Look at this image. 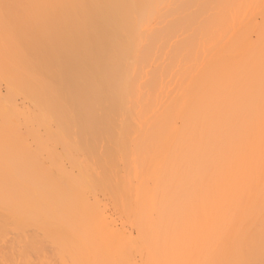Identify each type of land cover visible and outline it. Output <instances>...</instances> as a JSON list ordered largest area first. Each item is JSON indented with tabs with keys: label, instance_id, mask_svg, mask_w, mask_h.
I'll return each instance as SVG.
<instances>
[{
	"label": "bare ground",
	"instance_id": "obj_1",
	"mask_svg": "<svg viewBox=\"0 0 264 264\" xmlns=\"http://www.w3.org/2000/svg\"><path fill=\"white\" fill-rule=\"evenodd\" d=\"M166 1L164 0V2H166ZM228 1L232 2V0L231 1L228 0ZM244 1L246 2V0H244ZM244 1H243V3H245ZM259 1H258V3H259ZM161 2H162V0H0V4L2 5L0 7V30H2V31H0V33H1L0 37L2 39L1 38L0 39H1V42L4 39L6 42L8 41L9 44H7V46H10L8 48L13 49V51L10 49H8V50H10L11 54L13 53L12 56L15 60L14 61L15 63L13 62V65H15V66L12 68V71L16 67H17V69H15V70L20 71V74H19V72L14 74L16 71L12 72L13 76H15V79L18 76V80H16L17 83L24 79L23 82H19V83L28 84V87H27V85L25 86V84L24 85L22 84L23 86L18 84L19 87L18 86L16 87V85H15V89H16L15 92L16 93L19 92L18 94H20V93L23 94L22 96H25V94H26V96L28 98L25 97V99L27 98L26 100H30L29 101L30 104H31V102L32 103L35 102L36 104L35 103L34 104L37 105V107L40 109V111H38V108L33 104V106L35 107V108H33V110L37 108L36 109L38 111L37 114H39L41 112L40 118L38 117L39 115L37 116L38 117L37 118L36 113H33L32 111H29V112H32V116L35 114L33 117L30 116L31 113L30 114L28 113L29 116L31 117V119L36 117L35 120L34 119L33 120L35 122H37V124H35V122L33 123L32 120L29 123L30 119L28 120V117H29V116H27L28 114L25 115L24 113H22L23 112L22 109H21L22 112L20 110H17L18 107H17V109H15V111H17V113H18V115H16V117H19V115L21 117V115L24 114L23 116L24 117L26 116V118H23V116L21 118L23 119L24 122L27 119L26 123L31 127H33V126L30 124L33 123V124H35L34 126L39 125V127H40V125L41 126L43 125L42 128H46V126L44 127V125L47 124V127H49L50 123L52 122L56 127H58L55 130L57 132L56 134L59 137V139H60V136L63 135L64 138L61 137L62 142H63V139L71 137L70 140H68L69 139L68 138V139H65L66 141H64V142L66 144H67V141L69 143L73 142L72 144H74V143L75 144L77 143V145L80 144L82 147L90 149V152L92 149L95 150L94 153L92 152L91 154H95L97 147L99 150L101 143H102V145L104 143L108 144L109 146L106 147L108 149H106V150L104 149L105 153L100 151L101 155L104 154L101 157L104 161L105 166L100 169V171L101 170L102 171L101 172L99 171L100 172L99 175L106 173L107 176L109 178H111V181H113V182H116V181H114L112 177L115 174L117 175V173H118L119 178L116 175H115V177L117 179H121L120 178L121 175L119 173L120 169L123 171L122 172L123 174L125 173L124 170H126V173L129 170V173H127L126 176H125V174L124 175L122 174V180H124V178H125V182H127V183L124 184V183L118 182L119 184L126 186V185H128V182L130 180L129 179L130 176H132V174H133V171L131 172L130 170L135 168L134 169L135 173L133 174V176H135L134 177L135 179L137 176V179H138L139 177H141L142 174H143L142 178L145 176L146 167L150 168V169L147 168L150 170V173L147 172V173H149V175L148 176L146 175L147 178L144 177V179L146 178L145 181L142 178H139L138 180L136 179V181H135L138 184L139 180H143L145 182V184H147L146 181H147V179H149V180H151V182L150 181H148V182H150L149 184H151V187H152V188L150 187L151 189L150 188L148 189L149 186L146 187L147 185H145L144 182L141 181L140 183H141V188H142L143 192H142V194L140 192H138V193H140L141 196L138 193L136 194L137 195L136 200H137L138 207L140 208L139 209L140 211L138 210V207L135 210V211H137V212H135V213H137V214H135V216L137 215V216H139V218L136 216L138 222L134 220L135 222H137V224L135 223L134 226L137 225V228L141 227L140 232L139 231L137 232L138 236H136V237L141 238V241H143L147 235L146 233L148 232V234L151 236V241L155 247V251H154L153 255L150 253L151 249L148 248V250H150V251H147V253L149 252L150 256L152 255V257L150 258V256L146 253L148 256L144 255L145 259L147 256L148 257L147 259L150 258L149 260H152V261H153V259L155 260L158 258H161L162 260H169L170 261L171 256L173 254H177L178 262L180 261L181 258H183L184 260L183 259L182 260L185 262V264H190L189 259H191L192 262L194 261L193 262L194 264L195 263L196 264H246V263L248 264L249 259H252V258L256 259L259 257L258 254H261L260 242H259L260 245L254 244L252 246L251 255L247 256V258H249V259L246 260L245 257H240V253H239L240 248L233 246L231 244H228L225 241V237H226V233L228 231H230L231 229L232 230L234 229L235 230L234 232H237V235H247V233H249V235H252V233H253L252 228H248V230H247V229H245L244 225L242 226V224L246 220H248L252 214H254L253 211H251V210L255 209L254 211H256V209H260L259 207H264V22L262 23V25L254 27L253 29H245L244 28L245 30H243V28H242V31H244V32L242 33L243 36L241 35L242 37L239 35L241 37V39L236 38L239 40L235 39L236 41L233 42V40H234L233 39L234 37H233L232 38V45L230 46L231 42L228 45L231 47L229 50L230 56L228 55L229 56L228 59L225 58V55H226L225 54L223 57L224 60L222 58L220 59L221 60V64H220V61H218V58H217L218 55H215L214 56L216 58L215 60H217V62H219L218 63L219 65L216 66L215 64H213V66H211L210 69L208 68L209 70L207 72L205 71V69H206L205 68L204 69L205 72L202 73L203 75L200 74V76L202 75L201 78H199L200 76H198V77L195 76V79L197 77L198 80L196 79L197 81L195 83L193 82L194 84L191 81V84H193V86L190 85L189 90H188V88H186L188 90V93H185V90H184V92H183L184 96L182 95L183 98L180 97V100L182 99L181 102H180V100H178L180 102V105L178 104V106H177V104H175L177 106V107H175V105L173 104V102L170 99V97L171 98H174V97H172V95H171L168 99H166V96L163 92V96H165V100L166 101L170 100L172 102V103L166 102V104L167 105L169 104V106H171L172 104L174 105L172 107L173 110L171 111V108L166 109V107H165V110H170L171 112L169 113V111H168V114L163 116V117H160L161 116L160 112H159V114H158V111L156 112L158 114V117L162 119V120L160 119L161 120L160 124H159V122H160L159 119L156 120L157 116L155 115L156 116L155 117L154 114H152L156 118V119L155 118L154 119L157 122V125L158 126L160 125L159 126L160 130L158 132H156V130L158 128L157 125H155L157 127L156 130H155V128H153L155 126L152 127L154 130L151 127H149L150 124L152 126L155 123V122L149 121V122H151L148 125L149 128L148 129L146 128L147 131L148 130L149 131L148 132L146 131V132L148 134V137L150 136V134L153 135L152 139H151L153 142L148 137H143V136L139 137V135H138V139L140 138L139 140H137L139 142L138 143L139 145L136 142H134L139 146V147H137L136 145L134 146V143L131 139H128V137H129L128 131L134 129V128H132V124H131V122L133 121L132 119H134V117L133 118L131 117V116H133V115H131V113L134 112V110H136L134 108L135 106L131 105V104L135 100H137V98L135 96L138 93V92H135V90H134L135 84L133 83L132 77H133L134 73L136 72L135 71V69L137 68L136 66L139 65V64L136 65V63L138 62L137 58L139 57V59H141L142 58V57L140 58V56H142L141 54L145 51L147 53V50L143 49L144 41H143V37H142V29L145 30L144 26L148 27L147 23L149 22L148 24H150L151 20L152 19L155 20L156 16H157V18H159L158 16L161 13V9H162L160 7L163 4V2L162 3ZM219 2H222V1H218L217 3H219ZM236 2H238V1L236 0L235 3ZM251 2H250L251 5L252 4L255 6L259 5L256 0H255V3H253V0ZM192 3H194V2H192ZM204 3H205V1H204ZM235 3H233V4L235 5ZM238 3L242 4V2H238ZM238 3L235 6H233V5L232 6L236 7V6H238ZM224 4H225V2H224ZM227 4L229 5L228 2H227ZM245 4L247 5V3H245ZM221 5H223V3ZM244 5L243 6L239 5L238 8L245 11L246 5L245 6ZM190 6H191V4H190ZM240 6H241V8H240ZM248 6H249V2H248ZM255 6H254L253 11L255 10ZM157 7L160 8V10ZM168 7H169V5H168ZM233 7H232L231 11L234 10ZM243 7L245 9H243ZM250 7L248 10L251 13V10L253 7H251V9H250ZM167 8H164V9L166 10ZM217 8H218V6H217ZM220 8H222V6ZM156 9H158L159 13H157L158 15L156 14L155 18H154L153 15H154ZM226 9L229 10L228 8H226ZM239 9H237V7H236L235 12L234 11L233 12L237 13V15H238V13L241 15L242 11ZM165 10H162V11H165ZM168 10H170V9L168 8ZM195 10H197V9H195ZM214 10L210 13H214V12L218 11V9H217V11L216 10L214 11ZM179 11H182V10H179ZM231 11H229V14H227L228 11L225 12L226 16L228 15V17H229ZM165 12H167V11H165ZM233 12H231V15H233ZM185 13H188V12H185ZM185 13L183 15H185ZM210 13H208V16ZM171 14H173V13H171ZM218 14L219 13L215 14V19H216V17H218V20H219L221 18V16L219 18ZM169 15H170V13H169ZM237 15L234 14L236 19H237ZM172 16H174V15L170 16L171 19L173 18ZM175 16H177V15L175 14ZM226 16L224 17L222 15V18L224 17V19L226 18V19H228V20L230 19V20L228 21L226 19L225 20L221 19L222 21L224 20L223 23L231 22L232 21L231 18H227ZM192 19L193 18H191V20ZM207 19H209V18H207ZM213 19H214V17H213ZM236 19L233 18L234 24H235ZM214 20L212 22H214ZM221 20H220V25H222V26H220V27L223 28L222 30H224V29L226 30L227 28H229L233 24V23L232 24L230 23L229 27L227 26V24L229 25V23L224 24L227 26V28H225L226 26H223V23ZM252 21L254 22V19ZM187 22H188V20L186 21V24H187ZM236 22H238V21L236 20ZM215 24H216V20H215ZM154 26L156 27L157 25H153V27ZM216 26L217 25H215L214 26L215 28H213L211 30L215 29V31H218ZM192 27H191V30H192ZM233 27L237 28L236 26H233ZM240 27H241V25H240ZM185 28H186V26H185ZM201 28L204 29L203 27H201ZM231 29H232V27H231ZM238 29H240V28H238ZM180 30H181V28H180ZM184 30H186V29H184ZM195 30L196 29H194V31ZM222 30H220V34L224 32ZM156 31H158V30H156ZM199 31H200V28H199ZM249 31H251V32L255 31L256 32V36H257L256 38L257 39L255 42H249L250 37L247 36V33ZM158 32H160V31H158ZM165 32H166V30H165ZM212 32H214V31H212ZM212 32H210L211 36H209V37L207 36L209 39L212 37L213 34H215V32L213 34H212ZM218 32H216V37H217ZM251 32H250V34H251ZM196 33L198 34V31ZM3 34H5L6 37ZM177 34H175V36H177ZM188 34H191V32ZM204 34L206 35V33H204ZM230 34H232V32H230ZM250 34H249V36H250ZM182 35H187V34L182 33ZM151 36L154 37V35H151ZM188 36L190 37V35H188ZM200 36H202V35H200ZM200 36L197 35V37H199V38H200ZM214 36L215 35H213V38H214ZM218 36H221V35H218ZM185 37H187V36H185ZM179 38H180V33H179L178 39ZM193 38H195V37H193ZM218 38L222 41V43H218L221 41L217 42ZM222 38L217 37L216 41L214 39V41L218 43L217 46L219 44L223 45V43H224L223 39L224 38L223 39ZM199 40L201 41V40H203V38L199 39ZM212 40L213 39H210V40L205 39L203 41H205V42L208 41L206 43V44H208V43L214 42ZM5 41H3L4 44H5ZM193 41H194V39H193ZM172 42L174 43V39ZM195 42H196V40H195ZM215 42H214V45H215ZM200 43L202 45V42H200ZM200 43H199V45H200ZM203 45H205V44H203ZM209 45L210 44L207 45L208 48L206 46H204V48L206 47V49H209ZM212 45L213 44H211V46ZM217 46H216V48H218V50L217 49L216 50L218 52L220 46L219 47H217ZM140 47H142V49ZM182 47H184V46H182ZM1 48H2V46H1ZM187 48H185V49H187ZM210 48H212V47H210ZM227 48H229V47H227ZM212 49L214 50V47ZM140 50H142V51L144 50V51L142 53H140L141 52ZM224 50H226V49H224ZM2 51L0 50V52H2ZM187 51H189V50H186L185 53H187ZM206 51L207 50H205L203 52L206 53ZM3 52L5 53L6 51H3ZM195 52H197V51H195ZM225 52H227V51H225ZM225 52L223 51V53H225ZM4 53H1L2 54L1 57L3 56V57L10 58V56L6 55V54L11 55L10 53H7V52H6V54H4ZM215 53H216V51H215ZM195 55H197V53ZM195 55H192V56H195ZM144 56L147 57L146 55H144ZM202 56H204L202 58V60L205 61V59H207V56L201 55L200 57H202ZM221 56H223V55H221ZM221 56H219V58ZM214 57H212V58H214ZM152 58L154 59V57H152ZM212 58H210V60ZM193 59H194V57H193ZM197 61H199V60H197ZM209 61L207 62V63H209V66H207V67H210V64H212L211 62L213 60L210 62ZM222 61H224V62L222 63ZM141 62H143V61L141 60L139 63H141ZM164 62H163V64L167 63V62L166 63H164ZM180 62H182V61H180ZM184 62H185V59H184ZM217 62L215 61L213 63L217 64ZM148 63H149V61H148ZM150 63H151V61H150ZM197 63L199 64V62H197ZM181 64H184V63H181ZM191 64L193 65L195 63L191 62ZM161 65H160V68H161ZM179 65H180V63H179ZM199 65H201V64H199ZM184 66L185 65H183V67ZM0 67H1L0 70H2V67L4 68V66H2V65ZM177 67H178V65H177ZM179 67L181 68V65ZM191 67H192V71L190 68H189L190 70L186 69V71L188 70V73H186V71H185L186 75L185 76L183 75L185 78L182 77V71L180 69L179 70L181 72V75L180 74H179L180 76L178 74L177 75L175 74V75L182 78V80H184V79L188 80L186 76L188 74H190L191 72H193V66H191ZM258 67L261 68L260 72L255 71L256 69H258ZM5 68H7V66H5ZM162 68H163V66H162ZM170 69H171L170 70V72H171L172 68H170ZM196 69H198V68H196ZM201 69H202V67H201ZM201 69H199L200 73H201ZM165 70H167V69H165ZM182 70L184 71V69H182ZM202 72H203V70H202ZM159 73H160V71H159ZM137 74H138V71H137ZM139 74H141V73H139ZM143 74H144V72H143ZM169 74L170 73H168L167 76L171 75V74L170 75ZM1 75H0V78L2 77ZM11 75H10V77H11ZM20 75H21V77L19 78ZM197 75H199V74H197ZM159 76H161V74H159ZM3 77H2V79H3ZM6 77H8V76H6ZM22 77H23V79H21ZM143 78H145V77H143ZM166 78H169V77H166ZM193 78H194V76H193ZM6 79L7 78H5L4 81H6L5 83L7 85V82H9L10 80L7 81ZM8 79H10V78H8ZM15 79H13V80H15ZM164 81L165 80H163V82ZM178 81L180 82L181 79ZM138 82H139V80H138ZM165 82H167V81H165ZM9 83H11V82H9ZM14 84H16V83H13L12 85H14ZM133 84H134V86H133ZM173 84H174V81H173ZM178 84L179 83L177 82V86H178ZM183 84H184V81H183ZM140 85H141V83H140ZM164 85H168V82H167V84H164ZM179 85L181 86L182 84L180 83ZM9 86L10 85L8 84L7 87H9ZM149 86H151V85H149ZM182 86H184V85H182ZM22 87H23V89H22ZM25 87L28 88V91H26L27 89H24ZM161 87L163 88V84L161 85ZM13 88L14 87H12V89ZM17 88L19 89V91ZM146 88H148L147 85H146ZM151 88H153V87L151 86ZM175 88H177V87H175ZM15 89H13V90H15ZM140 89H139V92H140ZM143 89H144V86H143ZM170 89H169V91H170ZM178 89H179V87L177 88V90L176 89H174V90L176 92H178ZM181 89H182V87H180V90ZM8 90H11V87ZM20 90H21V92H20ZM160 90H161V88H160ZM166 90H168V89H165L164 91H166ZM144 91H148V90H143V92H141V94L142 93L146 94V92H144ZM150 92H152V91H150ZM8 93H9L10 97L13 94H15L13 92H12L13 93L12 95L10 94V92H8ZM154 93H155V91H154ZM158 93H160V92H158ZM161 93H162V91H161ZM160 94H159V96H160ZM147 95H148V93H147ZM155 95H158V94H155ZM15 96H18V95H14V97ZM152 96H153V94H152ZM173 96H175V97L178 96V93H177V95L175 93ZM8 97L6 99H8ZM12 97H11V99H12ZM167 97H168V94H167ZM23 99H24V97H23ZM155 99L157 100V97L156 98L154 97L153 101ZM161 99H164V97H162ZM165 100H163V101L161 100V101L164 102ZM158 101H159V99L156 102H158ZM10 102L12 103V100L8 101V103H10ZM142 102H141V104H142ZM11 103H10L11 106H9L10 109H12V107L15 108L13 103L12 104ZM150 103H152V100ZM170 103H171V105H170ZM160 104L162 105V103H160ZM164 104L165 103H163V106H164ZM3 105H5V104H3ZM132 106H134V107H132ZM136 106H138L137 103H136ZM139 107H140V105H139ZM7 108H8V106H7ZM10 109H8V110H10ZM36 110H35V112H36ZM11 111L13 112V109ZM18 111L21 113H19ZM0 112H3V110ZM4 112H6V111H4ZM138 112H139V109H138ZM14 113L16 114V112H14ZM6 116L2 115V117H5V118H6ZM145 116H146L145 119L147 120V118H148V120H149V117H147V113ZM148 116H149V114H148ZM2 117H1V120H2ZM150 117H151V115H150ZM8 118L10 120V116ZM119 118L121 119L120 122H122V123L119 122V124H118L117 120L119 121L120 120ZM11 119H12V117H11ZM122 119H124V120L122 121ZM151 119H153V118H151ZM143 120L144 119H142L141 125H143V123H145V125H147L148 124L147 121L144 120L145 122H143ZM136 121L134 119V122H136ZM10 123H13L12 120H10V122H8V124H10ZM130 124H131V126H130ZM133 125H137V124H133ZM0 126H1L0 133H2V135H5L4 134L5 131L2 129V125H0ZM31 127L27 128V129H31ZM141 127H143V126H141ZM6 128H7V125H6ZM130 128H132V129H130ZM33 129L34 128H32L31 130L34 131ZM47 129H49V128H47ZM43 130H42V133H43ZM57 130H59V131H57ZM144 130H145V128H144ZM45 131H44V133H45ZM50 131H52V130H50ZM119 131H120V133H118ZM160 131H161V133H160ZM34 132H36V131H34ZM139 132L142 133L141 131H139ZM38 133H40V132H38ZM135 133H137V131ZM140 133H138V134H140ZM53 134L55 135V137H57L55 132ZM2 135L0 134V140H1L0 143H3L5 141V138L6 137L8 138V135L10 137V133L6 136H2ZM133 136L135 137V134ZM2 137H4L3 138L4 140H2ZM58 137H57V139H58ZM7 138H6V140H7ZM10 138L11 139L13 138L12 135ZM10 138H8V141L11 140ZM33 139H35V138H33ZM37 140H39V139H37ZM71 140H73V141H71ZM127 140H129V142ZM8 141H5V142L8 143ZM40 141H41V139H40ZM40 141H39V143H40ZM42 141H41L42 144L46 143L44 138L42 139ZM59 141H61V139ZM140 141L141 142L143 141V143H141ZM126 142H128L129 145H130V143L132 144V148H130V150L128 149L129 151L126 149V148H129V145L125 146L127 144ZM37 143L38 142H36V144ZM39 143H38V145L40 147L41 143L40 144ZM14 144H15V142H14ZM33 145H34V143H33ZM3 146H4V148H3ZM3 146L0 144V148L1 149L3 148L2 151L4 150L2 152L0 149V151H1L0 152V158H1L0 159V170L4 168L3 171L5 173L7 172L6 174L9 175V178L6 179L5 177H1L2 173L0 172L1 173L0 174V241L1 242L2 241L5 242L6 237L9 236L8 233H10V232H13L14 234H16V232H17L18 235L16 237H13L14 239L15 238L19 239L21 237L24 239V237H25L24 231L29 228L28 226H31V229H32V227H33L32 225H34L35 228L34 227L33 228L35 230L36 228L39 229L37 224L39 226H40V224H42L43 231L47 230L45 228H48V231H45V232L42 231L43 232L42 238H44L45 240L40 238L41 240L39 241L38 240L39 237L37 236V234H33L34 236L35 235L37 236V239H35L34 241L35 242L36 241L37 242L38 241L43 242V240H44V241H47L48 245H49L48 241H50L52 244V247L53 246L56 247V250H55V248L53 249L56 251V252L54 251L56 253V255L54 252H53L54 254L51 253V255H54L55 258L56 257L59 258L58 261L61 262L62 264H133L131 262L132 259L130 260V258H129L130 256L128 254H126V252H124L125 250L123 251V253L121 251H122V248L125 249L127 246L128 247L137 246L136 242L134 243V241L130 239L131 237L125 239V237L122 236L124 238V241H123L124 243H121L123 238L121 237V234H119L120 232L118 233L117 231H115L114 226H113L114 220H113V223H112V221L110 222V220L107 221L104 216L103 217L101 216L102 214L101 215L99 214L102 212H99L98 210L97 211L94 210V212H90L89 209H87V211H89V214H88V212L86 213V211H85L87 216H90V213H94V215L91 214L92 216H94L93 217L94 218L93 220H95L94 222L97 221L96 223H94L92 220L90 221V219H87V217L84 215L85 213L82 214L84 212V210L83 211L81 210L82 211L81 214H80V212H77V210L76 211L73 210V212L71 211L73 207H77L75 203L78 200L80 202V200L82 198H84L83 193L85 191H83L82 189H79V191H77L79 193L82 192L81 193L82 196L80 195L81 197L78 200H77L78 197H75L79 194V193L77 194V192H76V194H69V195L67 194L66 195V193L64 191L63 192L64 195H63L58 190L54 189L53 186L47 182V179L49 181V178L47 177L48 174H46L47 179L45 178L44 175L41 176V178L39 177L40 178L39 179L37 177V175L35 176L36 172L33 173L36 165L34 166L33 170H30L33 168L30 166V162H27V163L21 162L22 160H20V159L22 158V155H23L22 153L24 150H22V153L19 152V154H18V153H16L17 150L15 152V149L11 150V148H8L9 147L8 144L5 143ZM74 146H75L74 149H76V147L78 148V151L76 150L77 152L81 153L82 152L81 150L84 151V149H82L81 147H78L76 145H74ZM141 146H143V147H141ZM11 147H12V144H11ZM18 147H20V145H18ZM42 147L44 150L45 146L41 145V148ZM95 147H96V149H95ZM100 148H102V147H100ZM139 148H140V150L138 151L137 149H139ZM5 149L9 150V151L7 152V151H5ZM79 149H81V150H79ZM131 149L134 150V151L132 150L133 152H137L136 153L137 155L141 154L138 152H140V151L142 152V156L140 155L141 158L138 156L141 159L140 162H139V160L138 161L136 160L137 157H135V156H137V155L133 154ZM43 150L42 149L39 150L40 154H41V151H43ZM46 150H48V149H46ZM46 150H45V154L47 152ZM10 151L11 152L13 151V153H11ZM65 151H68V150L65 148ZM143 151H144V153L147 154V156H146V154L143 153ZM62 152H64V151L62 150ZM85 152H87L89 154V152L86 149H85ZM129 152H131L134 155V156L132 155V158L130 157L131 153L129 154ZM4 153H6V154H4ZM25 153H26V151H25ZM47 153L49 154V152H47ZM68 153H65V154H68ZM127 153L129 154V156ZM149 153L151 154V158L149 156ZM1 155H3V156H1ZM20 155H21V158H20ZM98 155H99L98 157H100V154H98ZM125 155L128 156V158L127 157L124 158ZM31 156H32V154H31ZM37 156L33 155L32 158H36ZM84 156H85V154H84ZM3 157H6V158H3ZM13 157H15V158H13ZM28 157H30V156H28ZM65 157H67V155ZM69 157L71 159V155ZM133 157L136 158L134 161L136 164H134V165H137V163H139L141 165L134 167V165H132L133 162H131L129 164V167H126L125 165L127 163H129L128 161H131L133 159ZM152 157H154V159ZM32 158H30V160H34ZM48 158H49V156H48ZM48 158L46 157L45 159L47 160ZM78 158L76 157L77 161H78ZM122 158H123V160H125V159L128 160V161H126L127 162L126 164H124L125 162L122 160ZM147 158H148V161H149V159L152 160V161L150 160V162H149L150 166L148 165V161L146 160ZM45 159H44V161H45ZM70 159L68 158L67 161L69 162ZM36 160H37V158L34 161H36ZM50 160H51V158L48 159V161H50ZM153 160L155 162L157 161L158 164H157V162L156 163L154 162L155 163L154 166L151 167L153 165ZM26 161H28V160H26ZM118 161H120V163H117ZM142 161L144 163H142ZM145 161H146V163H145ZM121 162H124L122 165L123 168L120 166V169H118L117 166H119L118 164H122ZM52 163L55 165V167H56V164H58V163H54V161ZM27 164H29V165H27ZM79 164H80V162H79ZM31 165H32V163H31ZM130 165H132V166H130ZM143 165L144 166L146 165L145 170H143L144 169ZM29 166H30V169L28 172L27 168H29ZM127 166H128V164H127ZM44 167L43 168L40 167L41 171L44 170ZM79 167L80 168H78L76 170H80L82 168L81 170L83 171V167L82 166H79ZM58 168H59V166H58ZM58 168H55V169H58ZM114 168L116 169V172L111 170ZM136 168H137V170H136ZM38 169H39V167H38ZM85 169L86 168L84 167V171H86ZM58 170H60V168ZM62 170H64L63 174L68 171V170L65 171V168ZM141 170L145 173H143ZM38 171H40V170H38ZM111 171L114 173L112 174ZM30 172H31V174H30ZM137 172L139 174H137ZM70 174H68V177ZM64 175H66V174H64ZM77 175H78V173L76 174V176ZM96 175H98V174H96ZM127 175H128V177H127ZM107 176L105 178L106 180L102 179V178H99V180L101 182H105V181H107V178H108ZM31 177L34 179L35 182L33 181V179ZM43 177H44V182L42 183ZM115 177H114V179H115ZM126 177H127L128 181H126ZM72 178H74V177H72ZM27 179L29 180V183H28ZM131 179L135 180V179H133V177ZM76 180H77V178H76ZM83 180H84V178H83ZM99 180L97 178V181L96 180L95 181H96V183L98 182L97 183L98 186L99 185L102 186V184H99V182H100ZM102 180H104V181H102ZM132 180H130V181H132ZM71 181L73 182L72 184L75 183V181H73V180H71ZM80 181H82V180L80 179ZM82 182L85 183V185H88V182H86V180H84ZM135 182H134V185L133 184L131 185V187H130L131 189L133 186L137 187V186H135L136 185ZM45 183H47V184H45ZM129 183L131 184V182H129ZM16 184H18V185H16ZM19 184H21V185H19ZM53 184H54V182H53ZM89 186H87V187H89ZM92 186H93V184L91 185V188L95 187V185L93 187ZM100 186H99V188H100ZM106 186L107 185L105 183V192L107 191V196H109L113 192H112V189L110 190L109 186H107V187ZM138 186H140V185L138 184ZM19 187H20V189H19ZM78 188H81L80 185ZM91 188L89 187V189H91ZM131 189H130V191H131ZM80 190H82V191H80ZM108 190L110 192H108ZM91 191L93 192V190H91ZM100 191H103V190L101 189ZM113 191L116 192L117 190L114 189ZM57 192H58V194H57ZM115 192H114V194L111 195L112 199H115L119 193V191H118V193H115ZM128 193H130V192H128ZM132 193H133V191H131L130 194H132ZM98 194H100V193H98ZM60 195H61V197L65 196L64 198H62L63 202H62V199L60 197H58ZM71 195L74 198H72ZM120 195H121V193H120ZM136 195H134V196H136ZM66 196H68V198ZM57 197H58V199H56ZM121 197L122 196H120V197L117 196L118 200ZM69 198H71L72 201L75 199V201L72 202L71 199H69ZM95 199H97V198H95ZM66 200H67V202H66ZM58 201H60V202H58ZM121 201H123V200H121ZM79 202H77V203H79ZM86 202H88V201L86 200ZM113 202L116 203L117 201L115 202V200H114ZM59 203H61V204H59ZM80 203H83V201ZM97 203H98V201H97ZM117 203H116V205H117ZM140 203L142 204V206ZM143 203H144V205L147 206V208L149 210L145 208L146 206H144V208H143ZM122 204H124V201ZM44 205H47V206L50 205L51 208L50 207L49 208L52 210H53L52 205L53 206L55 205L54 207L57 209L53 210V212L52 211L49 212L48 215H43V212L41 209H42V206H44ZM66 205H67V207H66ZM198 205L199 206L202 205V206L198 207ZM59 206H61V208H59ZM83 206H85V201H84V205H82L81 208H83ZM89 206L87 208H89ZM120 206H121V204H120ZM196 206L198 208H196ZM204 206L208 207L210 209L209 214L208 213L205 214V212L201 210L202 208H204ZM190 207L192 209L194 208L193 210L196 213H198V211H199L200 212L199 216L204 217L206 215L205 217H208V219L204 218V220H205V222H208V223H206L208 225H206L205 222L203 223L202 220H198V222H197V219H196V222L193 224L190 221V218L186 217L187 215L185 216L186 213L190 212V211L188 212V210H192ZM125 208H126V205H125ZM242 208H243V210L240 211V209H242ZM77 209H80V208H77ZM127 209H129V208L127 207ZM90 210H92V209H90ZM261 210H263V208ZM149 211H150V213H148ZM201 211L205 215L202 214ZM62 212H64V213L66 212V214H63L64 215L63 216ZM127 212H129V211H127ZM133 213H134V211H133ZM131 215H132V213H131ZM39 217H40V219H39ZM186 218H189V220ZM39 220H41V221H39ZM185 220H188V222L190 221L191 223L189 222V224H188V222H186ZM210 222H211V225H210ZM32 223H34V224H32ZM179 223H182V224H179ZM138 224H139V226H138ZM184 224H187L188 230L186 228H184V226H186ZM201 224L207 226V227H204V226L203 227L205 228V230H207V235L209 237L206 235V233H204L205 231L203 232L204 229H202L200 227ZM91 225L94 227L93 228L94 231L91 230L92 229ZM129 225H133V224H129ZM192 225L194 227H192ZM43 226H45V227L43 228ZM89 227H91V229ZM198 227L202 229V230L200 229L202 234L200 232L198 233V231H199ZM208 227H211V228H209L210 230L208 229ZM146 228H147V230H146ZM182 228L184 230H181ZM36 230H35V232H37ZM143 230H145V232L146 231L147 232L145 233ZM186 230L190 231V232H182V231H186ZM49 231L51 232V234L53 236L50 235ZM192 231H195V232H192ZM22 232H23V234H22ZM39 232H41V231L38 230V233ZM183 233H187V235L190 234V237H192L193 233H194L193 235H195V233H197L196 235L199 234L198 236L195 235L196 237L193 236L192 237L193 239H191V238H190L191 240L189 239L190 241L194 240V241H192L193 243L195 242L194 244H197V243L200 244L201 242H203V240L207 239L206 237H208V240H207L208 242L207 241H206V243L203 242V244H205V246L208 244L209 250H208V248L205 249V246L202 243H201L202 247H204L203 250H202L201 246H199L201 248L198 247V249H201V253L203 252V254H204L206 250L208 251V253L206 251V253L203 256H202V254L200 255V253L198 255V253H197L198 249L194 248L196 246H193L192 245L193 243L191 242L192 243L191 244L190 241L186 240L185 238H184V240H185L186 246L182 245V243H183V237L182 236L186 235V234H184L181 236V234H183ZM203 233L206 235V237ZM178 234L180 236V240L175 239V238H177ZM201 235H203V237H205L204 239H203V237H201L202 240L200 239ZM18 236H20V237H18ZM43 236H45L48 240ZM26 237H27V235H26ZM49 237L52 240H50ZM126 237H127V235H126ZM198 237H199V239H198ZM4 238H5V240H3ZM29 238L32 239V237H29ZM18 239H17V241L15 240L16 245H13L11 243L13 240L11 242L9 241L8 244L6 243L7 246L9 245V247H11L10 248L11 250L8 253H9L12 261L8 257H6L9 259V260L7 259L8 261L2 259L3 257H5L4 255H2V256H0V257H2L0 259L1 264H6V263H8V264H31V263H29V261L31 262V260L34 257L31 260L28 258L32 257V255H33V254H31L32 252L34 254H37V255H35V256H37V257H35L37 259L39 258L41 251H42V253H41L42 255H44L46 253V252L44 253V248H42V246H41L42 244L40 243L41 245H39V243L38 244L36 243L37 244L36 247L33 246L35 252L32 250V252L29 253L30 252L29 249H28L29 252H26L27 254L28 253L31 254V257H29V255L22 252L23 250L19 251L20 249L19 248L17 249L18 246H20V248L22 249L23 247H21V243H25L23 239L22 240L19 239V241H18ZM181 239H182V241H181ZM20 240L23 242H21ZM135 240H136V238H135ZM34 241L32 239V242H34ZM119 241H121L120 244H119ZM196 241H197V243H196ZM137 242L139 243L138 240H137ZM169 242H171V243H169ZM19 243H20V245H19ZM31 243H29V244H31ZM34 243H32V244H34ZM2 244H4V243L2 242ZM2 244L0 243V245H2ZM122 244H124V246L126 245V247L124 248ZM140 244H141V242H140ZM144 244H145V242H144ZM187 244H190V246ZM10 245L15 246V247H12ZM45 245H46V242H45ZM38 246H40L39 248H41V251H40V249L37 251ZM138 246H140V245H138ZM143 246H141V248L140 247H137V248L139 250L140 249L142 250ZM175 246H176V250H178V253L171 252V250L175 251ZM187 246H189L190 249L192 248L195 250H192V249L190 250L189 247L187 248ZM9 247H6V249ZM181 247H182V249L184 248L183 250H185V248H186V250L185 251L182 250V252H180ZM14 248L16 249L15 253L17 254V261H19V262L16 261V257H15L16 254L13 252L14 250H12ZM29 248H31V247H29ZM46 248H48V247H46ZM134 248H136V247H134ZM137 248H136V250H138ZM211 248H212V250H211ZM187 249H189L190 251ZM2 250L3 249L1 248L0 249V255L3 252ZM17 250L19 251V254H18ZM146 250L147 249H145V252H146ZM191 251L194 253V255H193V253H191ZM20 252H21V254H20ZM47 252L49 254V249ZM166 252H168L167 255H165ZM179 252H180V254H179ZM188 252H190V254H189L190 256H188V254H187V257H189V258L186 257V253H188ZM198 252H200V251H198ZM10 253H12V254L14 253L12 257H11ZM170 253L171 254L173 253V254L171 255ZM22 254H24V255H22ZM122 254H124L125 256ZM168 254H170V255H168ZM21 255H22V257H21ZM42 255L40 256V259H38V261H36V259H35V261H32V263H35V264H37L38 262H40V264L44 263V259H45L44 257H46V256L44 255V257H42ZM178 255H180L181 257ZM126 256H129V257H126ZM140 256H142V253L140 254ZM140 256H139V258H140ZM167 256L169 259H167ZM195 256H196V258H195ZM198 256H200L199 257L200 259L198 258V260H197ZM192 257L194 260L192 259ZM201 257L205 258L206 260L202 259ZM201 259L204 261H201ZM149 260H148L149 263L151 262L152 264H156L155 261L152 262ZM186 260H187V263H186ZM2 261H6V262H2ZM46 261H48V258L46 259ZM246 261H248V262H246ZM263 261H264V259L261 262H263ZM140 262H142V261H140ZM184 262L182 264H184ZM192 262H191V264H193ZM180 264H181V262H180ZM262 264H264V262Z\"/></svg>",
	"mask_w": 264,
	"mask_h": 264
},
{
	"label": "rangeland",
	"instance_id": "obj_2",
	"mask_svg": "<svg viewBox=\"0 0 264 264\" xmlns=\"http://www.w3.org/2000/svg\"><path fill=\"white\" fill-rule=\"evenodd\" d=\"M166 1V0H165ZM199 3H198V2ZM204 1H205V3H204ZM210 1V2H209ZM218 1H222V2H219V3H217ZM231 1V0H230ZM235 1L236 0H232V2L233 3H235ZM238 2H242V4L241 3H238V2H236L235 3V5L238 3V6H236L237 7V9H239L238 7H239V5H241V6H243L245 3H247V5H246V9L243 7V9H245V11L244 10H241V9H239V10H241L242 11V13H241V15L238 13V15H237V13H234L235 12V8L236 7H233V6H235L232 2H229L228 0H167L166 2H164V0H162V2H163V4L161 5V7L160 8H162L161 9V13L159 14V18H157V16H156V18H155V15L157 14V13H159L158 12V9L160 10V8H158V9H156V11H155V13H154V18H155V20H151V22H150V24H148L147 23V25H148V27L147 26H144V29L145 30H143L142 29V37H143V41H144V47H143V49H145V50H147V53H146V51L145 52H143L142 50H140L141 52L140 53H142L141 55L142 56H140V58L141 59H139V57L137 58V60H138V62L136 63V65H138V66H136L135 68V73H134V75H133V83L135 84V88H134V90H135V92H138L137 93V95L135 96L136 98H137V100H135L131 105H134V106H132V107H134L136 110H134V112H132L131 113V115H133V116H131L132 118L134 117V119H135V121L136 122H134V119H132L131 121L133 122H131V124H132V128H134L133 130H129L128 131V134H129V137H128V139H131L132 141H133V143L134 142H136L137 144L139 143L137 140H139L138 139V135H139V137H148V134H147V132L149 131H147V129L149 128V127H153V126H155V125H157V122L155 121V119L156 120H158L159 119V124L161 123V118H159L158 117V114H159V112L161 113V116L160 117H163V116H165V115H167L168 114V111H169V113L173 110L172 109V107L175 105V104H177V106H178V104L180 105V102H181V100H180V97L181 98H183L182 97V95L184 96V90H185V93H188V90H189V87H190V85L191 86H193V84L198 80V76H200V74H202V73H204L205 71L207 72L210 68H211V66H213V64H215L216 66L217 65H219L218 63L219 62H217V60H215L216 58L214 57L215 55H218L217 56V58H218V61H220V64H221V58L223 59V57H224V55H225V58H227L228 59V57L230 56L229 55V50H230V46L232 45V38L234 39L233 40V42H235L236 40H239V39H236V38H240L241 39V37L243 36L242 35V33L244 32V31H242V28H243V30H245V29H253L254 27H257V26H259V25H262V23L264 22L263 20V18H264V1L262 0H256L257 1V3H258V1H259V5H251L250 4V2L252 1V0H246V2L244 1V0H237ZM243 1L245 2V3H243ZM249 2V6H248V2ZM161 2V3H162ZM190 2V3H189ZM192 2H194V3H192ZM215 2V3H214ZM224 2H225V4H224ZM227 2L229 3V5L227 4ZM203 3V4H202ZM213 3V4H212ZM223 3V5H221V4ZM252 3V2H251ZM253 3H255V0H253ZM256 3V4H257ZM262 3V4H261ZM190 4H191V6H190ZM198 4V5H197ZM219 4V5H218ZM231 4V5H230ZM168 5H169V7H168ZM200 5V6H199ZM202 5V6H201ZM233 5V6H232ZM244 5V6H245ZM2 5L0 4V7H1ZM196 8H195V7ZM204 6V7H203ZM214 6V7H213ZM217 6H218V8H217ZM222 6V8L224 9H222V8H220ZM224 6V7H223ZM241 6H240V8H241ZM253 7L252 8V10H251V13L249 12V7ZM254 6H255V10L253 11V9H254ZM169 8L170 10H168V8L165 10L164 8ZM209 7V8H208ZM228 8L229 10H227L226 8ZM232 7H233V9L234 10H232L231 11V9H232ZM251 7H250V9H251ZM193 8V9H192ZM216 8V9H215ZM175 9V10H174ZM178 9V10H177ZM195 9H197V10H195ZM201 9V10H200ZM216 10L217 11V9H218V11L217 12H214L215 14H217V13H219L218 14V16H219V18H220V16H221V18L218 20V17H216V19H215V14L214 13H210V12H212L213 10ZM162 10H165V11H167V12H165V11H162ZM175 12H174V11ZM179 10H182V11H179ZM203 10V11H202ZM209 10V11H208ZM214 10V11H215ZM226 10V11H225ZM169 11V12H168ZM177 11V12H176ZM203 13H202V12ZM205 11V12H204ZM223 13H222V12ZM228 11V12H227ZM229 11H231V12H233V15H231V12H230V15H229V17H228V15L226 16V14H225V12H227V14H229ZM185 12H188V13H185ZM221 12V13H220ZM237 12V11H236ZM256 12V13H255ZM258 12V13H257ZM167 13V14H166ZM169 13H170V15H169ZM171 13H173V14H171ZM185 13V15H183ZM191 13V14H190ZM208 13H210L209 14V16H208ZM263 13V14H262ZM175 14L177 15V16H175ZM204 14V15H203ZM207 14V15H206ZM225 14V15H224ZM234 14H236L237 15V19H236V17L234 16ZM254 14V15H253ZM158 15V14H157ZM171 15H174V16H172L173 18L171 19L170 18V16ZM182 15V16H181ZM222 15L225 17H227V18H231V22H227V23H229V25L227 24V23H223L224 22V20L226 19H224V17L222 18ZM240 15V16H239ZM258 15V16H257ZM262 15V16H261ZM212 16V17H211ZM231 16V17H230ZM252 16V17H251ZM165 17V18H164ZM177 17V18H176ZM209 18V19H207V18ZM213 17H214V19L216 20V24H215V20L213 19ZM161 18V19H160ZM169 18V19H168ZM191 18H193L192 20H191ZM233 18L234 19H236L238 22H236V20H235V24L233 23L234 22V20H233ZM159 19V20H158ZM221 19H224L223 21L221 20ZM254 19V22L252 21ZM159 22H158V21ZM188 20V22H187V24H186V21ZM214 20V22H212ZM220 20L222 21V23H223V26H226V25H224V24H227V26L229 27L230 26V23L232 24V26H230L229 28H227V26L225 27V28H227L226 30L224 29V30H222L223 28L222 27H220V26H222V25H220ZM226 20H228V19H226ZM230 20V19H229ZM228 20V21H229ZM153 21V22H152ZM161 21V22H160ZM214 24H212L211 22ZM219 21V22H218ZM241 22V23H240ZM189 23V24H188ZM221 23V24H222ZM259 23V24H258ZM172 24V25H171ZM244 24V25H243ZM153 25H157L156 27L154 26L153 27ZM179 25V26H178ZM184 25V26H183ZM188 25V26H187ZM213 27H212V26ZM215 25H217L216 26V28H217V30L219 31H215V29L214 30H211V29H213V28H215L214 26ZM239 25V26H238ZM240 25H241V27H240ZM243 25V26H242ZM185 26H186V28H185ZM193 26V27H192ZM195 26V27H194ZM210 26V27H209ZM233 26H236L237 28H235V27H233ZM159 27V28H158ZM172 27V28H171ZM191 27H192V30H191ZM201 27H203L204 29H202ZM231 27H232V29H231ZM147 28V29H146ZM157 28V29H156ZM167 28V29H166ZM180 28H181V30H180ZM198 28V29H197ZM199 28H200V31H199ZM208 28V29H207ZM238 28H240V29H238ZM245 28V29H244ZM150 29V30H149ZM154 29V30H153ZM158 30V31H160V32H158V31H156V30ZM166 30V32H165V30ZM184 29H186V30H184ZM194 29H196L195 31H194ZM207 29V30H206ZM211 31H210V30ZM170 30V31H169ZM207 32H206V31ZM220 30H222V31H224L223 33H221L220 34ZM234 32H233V31ZM255 30V29H254ZM0 31H2V30H0ZM153 31V32H152ZM164 31V32H163ZM187 31V32H186ZM191 32V34H188V33H190ZM198 31V34L196 33ZM212 32V31H214L215 32V34H213L214 32H212V34L213 35H215L214 36V38H213V35H212V37L210 38V39H213L212 41H214V39H215V41H216V38L217 37H223L222 39H223V45L222 44H219L218 46H217V44L218 43H222V41L218 38V40H217V42L218 41H221V42H215V45H214V42H212V43H208V44H210L209 45V49H206V47L208 48V44H206L208 41H203V40H210L208 37L209 36H211V34H210V32ZM242 31V32H241ZM252 31V30H251ZM251 31H249L248 33L250 34V32ZM150 32V33H149ZM155 32V33H154ZM162 32V33H161ZM179 32L180 33V38L178 39V37H179V33L177 34V33ZM193 32V33H192ZM201 34H200V33ZM216 32H218L217 33V37H216ZM230 32H232V34H230ZM182 33H186L187 35H182ZM196 33V34H195ZM204 33H206V35L204 34ZM208 33V34H207ZM237 33V34H236ZM241 33V34H240ZM247 33V36L248 37H250L249 38V42H255L256 41V32L255 31H253V32H251V34H250V36H249V34ZM1 34V33H0ZM159 34V35H158ZM169 34V35H168ZM175 34H177V36H175ZM224 34V35H223ZM253 34V35H252ZM5 37H6V35L5 34H3ZM151 35H154V37L153 36H151ZM188 35H190V37L188 36ZM197 35H202V36H200V38L199 37H197ZM218 35H221V36H218ZM232 35V36H231ZM241 37H240V36ZM1 36V35H0ZM182 36V37H181ZM185 36H187V37H185ZM192 36V37H191ZM208 36V37H207ZM239 36V37H238ZM193 37H195V38H193ZM206 37V38H205ZM216 37V38H215ZM1 38V37H0ZM154 38V39H153ZM188 40H187V39ZM203 38V40H199V39H202ZM205 38V39H204ZM208 38V39H207ZM2 39V38H1ZM1 39H0V42H1ZM173 39H174V43L172 42L173 41ZM176 39V40H175ZM179 41H178V40ZM183 39V40H182ZM193 39H194V41H193ZM226 39V40H225ZM236 39V40H235ZM195 40H196V42H195ZM3 41H5V39L3 40ZM1 42L0 43V48H1V46H2V48L0 49L1 51L3 50V51H6L7 53H10V50H12L13 51V49L12 48H8V47H10V46H7V44H9L8 43V41L6 42L5 41V44H4V42ZM184 41V42H183ZM199 41V42H198ZM11 42V41H10ZM200 42H202V45H201V43ZM210 42V41H209ZM231 42V44H230V46H228L229 45V43ZM196 43V44H195ZM199 43H200V45H199ZM2 44V45H1ZM142 44V43H141ZM198 44V45H197ZM203 44H205V45H203ZM211 44H213L212 46H211ZM176 45V46H175ZM195 45V46H194ZM197 45V46H196ZM141 46V45H140ZM180 48H179V47ZM182 46H184V47H182ZM194 46V47H193ZM204 46H206L205 48H204ZM216 46L217 47H219V51L217 52V50H218V48H216ZM229 47V48H227V47ZM142 47H140L141 49H142ZM189 49H188V48ZM210 47H214V50L212 49V48H210ZM185 48H187V49H185ZM200 48V49H199ZM8 49H10V50H8ZM180 49V50H179ZM193 49V50H192ZM195 49V50H194ZM207 50L206 51V53H204L203 51H205V50ZM217 49V50H216ZM222 49V50H221ZM224 49H226V50H224ZM185 50V51H184ZM186 50H189V51H187V53H185L186 52ZM213 50V51H212ZM0 52V66L2 65V66H4V68L2 67V70H0L1 72H0V75L3 77V79H2V77L0 78V111H2L3 110V112H0V115L2 114L3 116H6V118L5 117H2V115L0 116V125H2V129L5 131L4 132V134L5 135H2V133H0L2 136H6V135H8L9 133H10V137H11V135H12V137L14 138H10L9 137V135H8V138H10L11 140H9L8 141V138H7V140H6V138H5V141H8V143L7 142H3L4 144L6 143V144H8V148H11V150H14L15 149V152H16V150H17V152L16 153H18L19 154V152H21L22 153V150H24L23 151V155H22V158H21V155H20V160H22L21 162H23V163H27V162H30V166L31 167H33L32 169H30V166H29V168H27L28 169V172H29V169L30 170H33L34 169V166H35V169H34V171H33V173L34 172H36L35 173V176L37 175V177L39 178H41V176H45V178L47 179V177L49 178V181L51 182H49L48 181V179H47V182L49 183V184H51L52 186H53V188L54 189H56V190H58L60 193H62L63 194V192L65 191V193H66V195L68 194H76V192L77 191H79V189H82L83 191H85L84 193H83V197L84 198H82L81 200H80V202H82L83 201V203H80L79 202V200L78 199H80V197L82 196V192L81 193H79V192H77V196H75V197H78L77 198V202H79V203H75L76 204V206L77 207H73L72 208V212H73V210H77V212H80V214H81V212L84 210V212L82 213V214H84L85 213V211H86V213L88 212V214H89V211L90 212H94V210L95 211H99V212H102V213H99L102 217L104 216L105 217V219L108 221V220H110V222L112 221V223H113V220H114V229H115V231H117L119 234H121V237L123 236V237H125V239L126 238H130L131 240H133L134 241V243L136 242V245L137 246H132V247H126V245L124 246V244H122L123 245V247L125 248V249H123L122 248V253H123V251L124 252H126V254H128L129 256H126V257H129L130 258V260H131V262L133 263V264H148L149 262H148V260L152 257V255L154 254V251H155V247H154V245H153V243H152V241H151V236L148 234V232L146 233L145 232V230H143L147 235H146V237L144 238V240L143 241H141V238H137L136 236H138L137 235V232L139 231L140 232V228H137V225L136 226H134V224L136 223L137 224V217L139 218V216H135V214H137V213H135V212H137V211H135L136 210V208L138 207V204H137V200H136V198H137V193L138 192H140L141 194H142V192H143V190H142V188H141V181H143V180H139V182H138V184L140 185V186H138V184L135 182L136 181V179H137V176H136V179L134 178L135 176H133V174L135 173L134 172V169L135 168H131L132 170H130L131 172L133 171V174H132V176H130V180H132L131 178L133 177V179H135V180H132V181H130L129 180V182H131V184L128 182V185H122V184H119L118 182H120V183H124V184H126L127 182H125V178H124V180H122V170L120 169V166L122 167V165H123V163L124 164H126L127 162L126 161H128L127 159H125V160H123V158H122V160L124 161V162H121L122 164H118L119 166H117L118 167V169H120V171H119V173H120V175H121V179H117L116 177H115V175H113V180L114 181H116V182H113V181H111V178H109L108 176H107V174L105 173H103V174H101V175H99V173L102 171H100V169L102 168V167H104L105 166V164H104V161H103V159H102V155H104V154H102L101 155V152L100 151H102L103 153H105V151H104V149L106 150V149H108V148H106V147H108L109 145L108 144H106V143H104L103 145H102V143H101V146L100 147H102V148H100L99 147V150H98V147H97V149H96V147H95V149H96V152H95V154H91L92 152L94 153V151L95 150H91V152H90V149H88V148H85V147H82L79 143V145H77V143L75 144H72L73 142H71V143H69L68 141H67V144L64 142V141H66L65 139H68V140H70V138L71 137H68V138H65V139H63V142H62V138L61 137H63V135H61L60 136V139H61V141H59L60 139H59V137L57 136V132H56V130L55 129H57L58 127H56L52 122V124L50 123V125H49V127H47V124L46 125H44V127L46 126V128H42V126L40 125V127H39V125H37V126H34L35 124H37V122H35L34 120H35V118L38 116L39 118L41 117V112L39 113V114H37V112L38 111H40V109L37 107V105H35L36 103L35 102H31V104H30V100H26L28 97L26 96V94H25V96H22L23 94H18L19 92H15L16 91V89H15V85H16V87L18 86V84L19 85H22L21 83H19V82H23L24 81V79H23V77L21 78V79H23V80H21V81H19L18 83H17V81L16 80H18V76H17V78L15 79V76H13V74H12V72H14V71H16L15 69H17V67L15 68V69H13V71H12V68L15 66V65H13V62L15 61L14 60V58H13V56H12V54L11 55H9V54H6V52L4 53V52ZM9 51V52H8ZM11 51V52H12ZM195 51H197V52H195ZM215 51H216V53H215ZM223 51L225 52V51H227V52H225V53H223ZM203 52V53H202ZM1 53H4V54H6L7 56H10V58H8V57H1ZM145 53V54H144ZM152 53V54H151ZM184 53V54H183ZM197 53V55H195ZM211 53V54H210ZM146 55L147 57H145L144 55ZM150 54V55H149ZM149 55V56H148ZM188 55V56H187ZM192 55H195V56H192ZM201 55H205V56H207V59H205V61H203L202 60V58L204 57V56H202V57H200ZM221 55H223V56H221ZM229 55V56H228ZM5 56V55H4ZM139 56V55H138ZM219 56H221L220 58H219ZM12 57V58H11ZM145 57V58H144ZM152 57H154V59L152 58ZM184 57V58H183ZM193 57H194V59H193ZM212 57H214V58H212ZM153 60H152V59ZM165 58V59H164ZM196 58V59H195ZM198 58V59H197ZM210 58H212L211 60H210ZM2 59V60H1ZM144 59V60H143ZM184 59H185V62H184ZM201 59V60H200ZM143 61V62H141V63H139L140 61ZM168 60V61H167ZM189 60V61H188ZM197 60H199V61H197ZM212 61L211 63L212 64H210V67H207V66H209V63H207L208 61ZM217 62V64L216 63H213V62H215V61ZM224 60V59H223ZM148 61H149V63H148ZM150 61H151V63H150ZM153 61V62H152ZM165 61V62H164ZM179 61V62H178ZM180 61H182V62H180ZM188 61V62H187ZM194 61V62H193ZM201 61V62H200ZM209 61V62H210ZM163 62L164 63H166V64H163ZM169 62V63H168ZM190 62V63H189ZM191 62L192 63H195V64H191ZM197 62H199V64H201V65H199ZM224 61H222V63H223ZM15 63V62H14ZM172 63V64H171ZM179 63H180V65H181V68L179 67L180 65H179ZM181 63H184V64H181ZM197 63V64H196ZM141 64V65H140ZM159 64V65H158ZM162 64V65H161ZM171 64V65H170ZM188 64V65H187ZM208 64V65H207ZM13 65V66H12ZM160 65H161V68H160ZM166 65V66H165ZM170 65V66H169ZM177 65H178V67H177ZM183 65H185L184 67H183ZM5 66H7V68H5ZM141 66V67H140ZM162 66H163V68H162ZM187 66V67H186ZM191 66H193V72H191L190 74H188L186 77H187V79L188 80H182V78H180V77H178V76H176L177 74L179 75H181V72H180V70L182 71V77H184L185 75H186V73H188V70H190L191 69V71H192V67ZM195 66V67H194ZM197 66V67H196ZM206 66V67H205ZM157 67V68H156ZM201 67H202V69H201ZM11 68V69H10ZM139 68V69H138ZM167 69V70H165V69ZM170 68H172V71L170 72ZM190 68V69H189ZM196 68H198V69H196ZM207 70H206V69ZM209 68V69H208ZM0 69H1V67H0ZM5 69V70H4ZM7 69V70H6ZM138 69V70H137ZM141 69V70H140ZM161 69V70H160ZM180 69V70H179ZM182 69H184V71L182 70ZM186 69H188L187 71H186ZM199 69H201V73H200V71H199ZM204 69H205V71H204ZM4 70V71H3ZM143 70V71H142ZM160 71V73H159V71ZM169 70V71H168ZM202 70H203V72H202ZM3 71V72H2ZM137 71H138V74L139 73H141V74H137ZM158 71V72H157ZM168 71V72H167ZM185 71H186V73H185ZM256 72H260L261 71V68H259L258 67V69H256L255 70ZM19 72V74H20V71H16L14 74H16V73H18ZM143 72H144V74H143ZM176 72V73H175ZM10 73V74H9ZM168 73H170L169 75L170 76H167L168 75ZM173 73V74H172ZM194 75H193V74ZM12 74V75H11ZM147 74V75H146ZM159 74H161V76H159ZM176 74V75H175ZM197 74H199V75H197ZM8 76V77H6V76ZM10 75H11V77H10ZM22 75V74H21ZM21 75L19 76V78L21 77ZM179 75V76H180ZM184 75V76H183ZM203 75V74H202ZM202 75L199 77V78H201L202 77ZM24 76V75H23ZM142 76V77H141ZM176 76V77H175ZM192 76V77H191ZM193 76H194V78H193ZM195 76H197L196 77V79H195ZM142 79H141V78ZM143 77H145V78H143ZM166 77H169V78H166ZM5 78H7L6 80L7 81H9V82H11V83H9V82H7V85L9 84L10 86L9 87H7V85H6V81H4V79ZM8 78H10V79H8ZM15 79V80H13V79ZM25 78V77H24ZM139 78V79H138ZM185 78V77H184ZM146 79V80H145ZM161 79V80H160ZM181 79V81L179 82L178 80H180ZM2 80V81H1ZM137 82H136V81ZM138 80H139V82H138ZM145 80V81H144ZM160 80V81H159ZM163 80H165V81H167L168 82V85H164V84H167V82H163ZM194 80V81H193ZM16 81V82H15ZM137 83H135V82ZM142 81V82H141ZM148 81V82H147ZM162 81V82H161ZM173 81H174V84H173ZM183 81H184V84H183ZM186 81V82H185ZM191 81H192V83L193 84H191ZM26 82V81H25ZM144 82V83H143ZM153 82V83H152ZM177 82L180 84H182V85H184V86H180L179 84H178V86H177ZM13 83H16V84H14V85H12ZM140 83H141V85H140ZM150 83V84H149ZM152 83V84H151ZM25 84V83H24ZM23 84V85H24ZM134 84H133V86H134ZM145 84V85H144ZM151 85L153 88H151V86H149V85ZM163 84V88L161 87V85ZM22 85V86H23ZM27 85V87H28V84H25V86ZM146 85H147V87L148 88H146ZM189 85V86H188ZM137 86V87H136ZM141 86V87H140ZM143 86H144V89H143ZM173 86V87H172ZM10 87H11V90H8V89H10ZM12 87H14L13 89H15V90H13L12 89ZM19 87V86H18ZM159 87V88H158ZM166 87V88H165ZM175 87H179V89H178V92H176L174 89H176L177 90V88H175ZM180 87H182V89L180 90ZM185 89H184V88ZM141 88V89H140ZM146 88V89H145ZM150 88V89H149ZM160 88H161V90H160ZM172 90H171V89ZM186 88H188V90L186 89ZM18 89V88H17ZM21 89V88H20ZM22 89H23V87H22ZM24 89H27L26 91H28V88H24ZM139 89H140V92H139ZM148 90V91H144V92H146V94L144 93H142L141 94V92H143V90ZM165 89H168V90H166V91H164ZM169 89H170V91H169ZM174 90V91H173ZM180 90V91H179ZM18 91H19V89H18ZM24 91V90H23ZM150 91H152V92H150ZM154 91H155V93H154ZM160 92L161 93V91H162V93L160 94V93H158V92ZM187 91V92H186ZM8 92H10V94L12 95L13 93H15V94H13L11 97H12V99H11V97H10V95H9V93ZM13 92V93H12ZM20 92H21V90H20ZM157 92V93H156ZM163 92H164V94H165V96H166V99H168L171 95H172V97H174V98H171L170 97V99H171V101L173 102V104L171 105V101L169 100H165V96H163ZM174 92V93H173ZM24 93V92H23ZM26 93V92H25ZM147 93H148V95H147ZM150 93V94H149ZM176 93V95H177V93H178V96H173L174 94ZM141 94V95H140ZM152 94H153V96H152ZM155 94H158V95H155ZM159 94H160V96H159ZM167 94H168V97H167ZM14 95H18V96H15L14 97ZM150 95V96H149ZM9 96V97H8ZM149 96V97H148ZM164 97V99H161L162 97ZM8 97V99H6ZM23 97H24V99H23ZM25 97H27L26 99H25ZM156 98L157 97V100L159 99V101L158 102H156L157 100L155 99L154 101H153V98ZM160 97V98H159ZM179 97V98H178ZM139 98V99H138ZM141 98V99H140ZM30 99V98H29ZM152 100V103H150L151 102V100ZM174 99V100H173ZM9 100H12V103H13V105L15 106V108H13L12 107V109H13V112L11 111L12 109H10V107L9 106H11L10 105V103H8V101ZM163 100H165L164 102H162ZM176 100V101H175ZM178 100H180V102L178 101ZM14 101V102H13ZM143 101V102H142ZM150 101V102H149ZM161 101V102H160ZM178 101V102H177ZM2 102V103H1ZM18 104H17V103ZM22 102V103H21ZM138 104V106H136V103ZM141 102H142V104H141ZM154 102V103H153ZM166 102L167 103H169V102H171L170 103V105L171 106H169V104L167 105L166 104ZM176 102V103H175ZM11 103V104H12ZM35 103V104H34ZM160 103H162V105L160 104ZM163 103H165L164 104V106H163ZM3 104H5V105H3ZM33 104L38 108V111L36 110V109H34L33 110V108H35L34 106H33ZM158 104V105H157ZM139 105H140V107H139ZM167 105V106H166ZM5 108H4V107ZM7 106H8V108H7ZM176 105H175V107H177ZM3 107V108H2ZM17 107H18V109H17ZM137 107V108H136ZM165 107H166V109L167 108H171V111L170 110H165ZM2 108V109H1ZM8 109H10V110H8ZM15 109H17V110H20L21 111V109L23 110V112L22 113H24L25 115L26 114H30L31 113V115L30 116H32V112L33 113H36V117L35 118H32L31 119V117L29 116V114L27 115V116H29L28 117V120L30 119V121H29V123L31 122V120L33 121V123L35 122V124H30V125H32L33 127H31V126H29L27 123H26V120H25V122L23 121V119L21 118L23 115H21V117H20V115H19V117H16V115H18V113H17V111H15ZM25 109V110H24ZM138 109H139V112H138ZM35 110H36V112H35ZM4 111H6V112H4ZM9 111V112H8ZM11 111V112H10ZM29 111H32V112H29ZM158 111V114L156 113ZM14 112H16V114L14 113ZM19 112V111H18ZM21 112H19V113H21ZM4 113V114H3ZM7 113V114H6ZM11 113V114H10ZM15 115H14V114ZM134 113V114H133ZM146 113H147V117H149V120H148V118H147V120L145 119L146 118ZM151 113V114H150ZM156 113V114H155ZM145 114V115H144ZM148 114H149V116H148ZM152 114H154V116L156 117H154ZM10 116V120H12V122L13 123H10V124H8V122H10V120H9V116ZM12 115V116H11ZM35 115V114H34ZM33 115V116H34ZM150 115H151V117H150ZM18 120H16L14 117ZM32 116V117H33ZM1 117H2V120H1ZM11 117H12V119H11ZM37 117V118H38ZM122 117V116H121ZM5 118V119H4ZM23 118H26V116L24 117L23 116ZM123 118V117H122ZM151 118H153V119H151ZM155 118V119H154ZM14 119V120H13ZM34 119V120H33ZM118 119V118H117ZM120 119V118H119ZM125 119V118H124ZM124 119H122V121L124 120ZM142 119H144V120H146L147 121V125H145V123H143V125H141V123H142ZM161 119V120H160ZM38 120V119H37ZM143 120V122H145ZM154 120V121H153ZM8 121V122H7ZM121 121V119L118 121L117 120V122H118V124H119V122ZM126 121V120H125ZM149 121H152V122H155L152 126H151V122H149ZM6 122V123H5ZM18 122V123H17ZM15 123V124H14ZM20 123V124H19ZM48 123V124H49ZM120 123H122V122H120ZM7 125V128H6V125ZM13 124V125H12ZM41 124V123H40ZM45 124V123H44ZM131 124H130V126H131ZM133 124H137V125H133ZM150 124V125H149ZM54 125V126H53ZM139 125V126H138ZM148 125H149V127H148ZM177 125V124H176ZM6 128H4V127ZM13 126V127H12ZM141 126H143L144 128H145V130H144V128L143 127H141ZM158 126V125H157ZM160 126V125H159ZM159 126H158V128H159ZM26 127V128H25ZM31 127V129L32 128H34L33 130L34 131H36V132H34V131H32L31 129H27V128H30ZM0 128H1V126H0ZM47 128H49L50 130H52V131H50L49 129H47ZM132 128H130V129H132ZM147 128V129H146ZM153 128H155V130H156V126L155 127H153ZM152 128V129H153ZM157 128V130H156V132H158L159 130H160V128L158 129ZM44 129V130H43ZM47 129V130H46ZM29 130V131H28ZM42 130H43V133H42ZM46 130V131H45ZM55 130V131H54ZM154 130V129H153ZM7 131V132H6ZM11 131V132H10ZM44 131H45V133H44ZM57 131H59V130H57ZM137 131V133H135ZM139 131H141L142 133H140ZM147 131V132H146ZM151 131V130H150ZM38 132H40V133H38ZM52 132V133H51ZM55 132V134H56V136L58 137V139H57V137H55V135L53 134ZM134 132V133H133ZM154 132V131H153ZM163 132V131H162ZM12 133V134H11ZM42 133V134H41ZM61 133V132H60ZM118 133H120V131L118 132ZM138 133H140V134H138ZM150 133V132H149ZM160 133H161V131H160ZM135 134V137L133 136ZM137 134V135H136ZM155 134V133H154ZM24 135V136H23ZM39 135V136H38ZM59 135V134H58ZM33 136V137H32ZM152 136L153 135H151L150 134V136L148 137V138H150V140L152 139ZM39 137V138H38ZM4 137H2V140H4L3 139ZM18 138V139H17ZM33 138H35V139H33ZM44 138V140H45V144H42L41 143V141H42V139ZM64 138V137H63ZM147 138V139H148ZM32 139V140H31ZM37 139H39V140H37ZM40 139H41V141H40ZM57 139V140H56ZM73 139V138H72ZM20 140V141H19ZM24 140V141H23ZM36 140V141H35ZM74 140V139H73ZM73 140H71V141H73ZM142 140V139H141ZM1 141V140H0ZM11 141V142H10ZM34 141V142H33ZM39 141H40V143H41V145L42 146H45L44 147V150H43V147L41 148V145H40V147H39V145H38V143H39ZM58 141V142H57ZM76 141V140H75ZM128 142H129V140H127ZM152 141V140H151ZM10 142V143H9ZM14 142H15V144H14ZM23 142V143H22ZM36 142H38L37 144H36ZM43 142V141H42ZM128 142H126L127 144L125 145V146H128L129 145V143ZM141 142V141H140ZM153 142V141H152ZM3 143H0L2 146L4 145ZM17 143V144H16ZM33 143H34V145H33ZM39 143V144H40ZM44 143V142H43ZM136 143H134V146L136 145L137 147H139ZM141 143H143V141L141 142ZM10 144V145H9ZM11 144H12V147H11ZM47 144V145H46ZM67 146H66V145ZM18 145H20V147H18ZM64 145V146H63ZM74 145H76V146H78V147H81L82 149H84V151L83 150H81V149H79V150H81L82 152V154L80 153V152H77L78 151V148L76 147V149H74L75 148V146ZM141 145V144H140ZM6 146V145H5ZM14 146V147H13ZM38 146V147H37ZM105 146V147H104ZM7 147V146H6ZM16 147V148H15ZM23 149H22V148ZM36 147V148H35ZM141 147H143V146H141ZM140 147V148H141ZM3 148H4V146H3ZM2 148V149H3ZM13 148V149H12ZM27 150H26V149ZM32 148V149H31ZM48 149V150H46V149ZM63 148V149H62ZM65 148L68 150V151H65ZM130 148H132V144L130 143V145H129V148H126L127 150L129 149L130 150ZM140 148L139 149H137L138 151L140 150ZM1 149V148H0ZM2 149H1V151H2ZM30 149V150H29ZM40 149H42L43 151H41V154H40V151L39 150ZM85 149L89 152V154L87 153V152H85ZM145 149V148H144ZM32 150V151H31ZM45 150L47 151V152H49V154L46 152V154H45ZM62 150L64 151V152H62ZM75 150V151H74ZM77 150V151H76ZM128 150V151H129ZM133 149H131V151H132ZM0 151V152H1ZM4 151V150H3ZM2 151V152H3ZM5 151H9V150H6L5 149ZM25 151H26V153H25ZM29 151V152H28ZM52 151V152H51ZM134 151V150H133ZM132 151V152H133ZM147 151V150H146ZM145 151V152H146ZM6 152V153H7ZM11 152V151H10ZM28 152V153H27ZM44 152V153H43ZM70 154H69V153ZM6 153H4V154H6ZM11 153H13V151L11 152ZM10 153V154H11ZM20 153V154H21ZM25 153V154H24ZM34 153V154H33ZM37 153V154H36ZM51 153V154H50ZM65 153H68V154H65ZM80 153V154H79ZM131 152H129V154H130ZM137 152H133V154H135V155H137L136 154ZM138 153H141V154H138L137 156H135V157H137V159L136 158H134L133 157V159L131 160V161H128L129 163H127L128 164V166H127V164L125 165L126 167H129V164L131 163V162H133L132 163V165H134V164H136L134 161H135V159L138 161L139 160V162H140V155L142 156V152L140 151V152H138ZM143 153H144V151H143ZM148 153V152H147ZM2 154V153H1ZM8 154V153H7ZM17 154V155H18ZM28 154V155H27ZM30 154V155H29ZM31 154H32V156L34 155V156H37L36 158H37V160L36 161H34L36 158H32V156H31ZM48 154V155H47ZM84 154H85V156H84ZM98 154H100V157H98L99 155ZM128 154V153H127ZM126 154V155H127ZM129 154H128V156H129ZM132 153H131V158H132V155H133ZM144 154H146V153H144ZM67 155V157H65ZM71 155V159H70V156ZM125 155V157L124 158H128V156H126ZM1 156H3V155H1ZM10 156V155H9ZM8 156V157H9ZM12 156V155H11ZM16 156V155H15ZM28 156H30V157H28ZM48 156H49V158H51V160L50 161H48ZM56 156V157H55ZM134 156V155H133ZM140 158H139V157ZM144 156V155H143ZM146 156H147V154H146ZM149 156H150V158H151V154L149 153ZM48 158L47 160L45 159V158ZM57 159H55V158ZM76 157L78 158V161L76 160ZM91 157V158H90ZM3 158H6V157H3ZM13 158H15V157H13ZM18 158V157H17ZM16 158V159H17ZM30 158H32V159H34V160H30ZM68 158L70 159V161L68 162L67 160H68ZM74 158V159H73ZM82 158V159H81ZM89 158V159H88ZM94 158V159H93ZM139 158V159H138ZM146 158V157H145ZM153 159H154V157H152ZM1 159V158H0ZM44 159H45V161H44ZM85 159V160H84ZM92 159V160H91ZM130 159V158H129ZM144 159V158H143ZM3 160V159H2ZM11 160V159H10ZM14 160V159H13ZM12 160V161H13ZM26 160H28V161H26ZM43 160V161H42ZM76 162H75V161ZM83 160V161H82ZM145 160V159H144ZM147 161H148V158L146 159ZM150 160L151 159H149V161H148V165L150 166ZM54 161V163H58V164H56V167H55V165L52 163ZM121 161V160H120ZM120 161H118L117 163H120ZM152 161V160H151ZM49 162V163H48ZM79 162H80V164H79ZM155 161L153 160V165L151 166V167H153L154 166V164L157 162H155ZM31 163H32V165H31ZM47 163V164H46ZM142 163H144L143 161H142ZM145 163H146V161H145ZM73 164V165H72ZM157 164H158V162H157ZM156 164V165H157ZM27 165H29V164H27ZM38 165V166H37ZM132 165H130V166H132ZM141 164H139V163H137V165H134V167H136V166H140ZM147 165V164H146ZM146 165L144 166V169L143 170H145V167H146ZM45 166V167H44ZM58 166H59V168H60V170H58L59 168H58ZM70 166V167H69ZM78 166V167H77ZM79 166H82L83 167V171L80 169V170H76V169H78V168H80ZM37 167V168H36ZM38 167H39V169H38ZM43 168L44 167V170L43 171H41V168ZM53 167V168H52ZM84 167L86 168L85 170L86 171H84ZM88 167V168H87ZM51 168V169H50ZM55 168H58V169H55ZM65 168V171H67L66 173H64V174H66V175H64L63 174V171L64 170H62V169H64ZM74 168V169H73ZM90 168V169H89ZM123 168V167H122ZM125 168V167H124ZM147 168H149V167H146V173L145 172H143L142 170V172L143 173H145V176L144 177H146L147 178V176L149 175V173H150V168L149 169H147ZM4 169V168H3ZM3 169H1L0 170V172L2 173H0L1 174V177H5L6 179H8L9 178V175H7L4 171H3ZM6 169V168H5ZM128 169V168H127ZM153 169V168H152ZM9 170V169H8ZM7 170V171H8ZM38 170H40V171H38ZM46 170V171H45ZM111 170H113L114 172H116V169L114 168V169H111ZM124 170V169H123ZM136 170H137V168H136ZM135 170V171H136ZM61 173H60V172ZM100 171V172H99ZM125 171V176H126V174L127 173H129V170H128V172L126 173V170H124ZM38 172V173H37ZM69 172V173H68ZM114 172H112L111 171V173L113 174ZM139 172V171H138ZM137 172V174H139ZM147 172H149V173H147ZM32 173V174H33ZM71 173V174H70ZM78 173V175L76 176V174ZM90 173V174H89ZM141 173V172H140ZM30 174H31V172H30ZM46 174H48L47 175V177H46ZM68 174H70L69 175V177H68ZM96 174H98V175H96ZM111 174V175H112ZM123 174V175H124ZM142 174V173H141ZM29 175V174H28ZM143 175V174H142ZM142 175H141V177H139V178H142ZM147 175V176H146ZM50 176V177H49ZM106 176L108 177L107 178V181H105V182H101L100 180H99V178H102V179H105L106 178ZM110 176V175H109ZM117 177H118V173H117V175H116ZM66 177V178H65ZM72 177H74V178H72ZM104 177V178H103ZM114 177H115V179H114ZM124 177V176H123ZM127 177H128V175H127ZM127 177H126V181H128L127 180ZM144 177L142 178V179H144ZM32 178V177H31ZM39 178V179H40ZM72 178V179H71ZM76 178H77V180H76ZM83 178H84V180H86V182H88V185H85V183H83L82 181H84L83 180ZM97 178H98V180L101 182H99V184H102V186L104 187H102V186H100V188H99V186H98V182L96 183V181H97ZM119 178V177H118ZM138 178V179H139ZM145 178V179H146ZM33 179V178H32ZM37 179V178H36ZM75 179V180H74ZM80 179L82 180V181H80ZM137 179V180H138ZM145 179H144V181H145ZM31 180V179H30ZM71 180H73V181H75V183L74 184H72L73 182L71 181ZM79 180V181H78ZM96 180V181H95ZM106 180V179H105ZM27 181H28V183H29V180L27 179ZM33 181H34V179H33ZM46 181V180H45ZM102 181H104V180H102ZM143 181V182H144ZM148 181H150L151 182V180H149V179H147V181H146V183L147 184H145V182H144V184L145 185H147L146 187H148V189L151 187V184H149L150 182H148ZM35 182V181H34ZM41 182V181H40ZM44 182V177H43V181H42V183ZM53 182H54V184H53ZM82 182V183H81ZM134 182H135V186H137V187H132V189L130 188L131 187V185L133 184L134 185ZM33 183V182H32ZM105 183H106V185L107 186H109V188H110V190L112 189V194H114V192L115 191H113L114 189H116L117 191L115 192V193H118V191H119V193H118V197H120V196H122L119 200H118V198H117V196H116V198L115 199H112V197H111V195H109V196H107V191L105 192ZM38 184V183H37ZM45 184H47V183H45ZM48 184V185H49ZM84 184V185H83ZM93 184V186L95 185V187H93V188H91V185ZM149 184V185H148ZM16 185H18V184H16ZM19 185H21V184H19ZM23 185V184H22ZM34 185V184H33ZM39 185V184H38ZM79 185H80V187L81 188H78L79 187ZM90 185V186H89ZM97 185V186H96ZM87 186H89L91 189H89V187H87ZM106 186V187H107ZM17 187V186H16ZM128 189H127V188ZM67 188V189H66ZM108 188V189H109ZM136 190H135V189ZM152 188V187H151ZM150 188V189H151ZM19 189H20V187H19ZM86 189V190H85ZM102 189L103 191H100V190ZM130 189H131V191H133V193L132 194H130L131 193V191H130ZM139 189V190H138ZM82 190H80V191H82ZM91 190H93V192L91 191ZM129 190V191H128ZM20 191V190H19ZM55 191V190H54ZM95 191V192H94ZM135 191V192H134ZM92 192V193H91ZM108 192H110L109 190H108ZM128 192H130V193H128ZM56 193V192H55ZM98 193H100V194H98ZM120 193H121V195H120ZM140 193H138L139 195H140ZM57 194H58V192H57ZM130 194V195H129ZM64 195V194H63ZM62 195V196H63ZM81 195V196H80ZM88 195V196H87ZM134 195H136V196H134ZM72 196V195H71ZM97 196V197H96ZM114 196V195H113ZM141 196V195H140ZM58 197H60L61 199L62 198H64L65 196H63V197H61V195L60 196H58ZM58 197L56 198V199H58ZM67 198H68V196H66ZM111 197V198H110ZM72 198H74L73 196H72ZM87 198V199H86ZM95 198H97V199H95ZM114 198V197H113ZM69 199H71V198H69ZM84 199V200H83ZM94 199V200H93ZM86 200L88 201V202H86ZM98 201V203H97V201ZM112 200V201H111ZM115 200V202L117 203V205H116V203H114L113 201ZM121 200H123L124 201V204H122L123 203V201H121ZM136 200V201H135ZM65 201V200H64ZM71 201H72V199H71ZM73 201H75V199L73 200ZM72 201V202H73ZM84 201H85V206H83V208H81L82 207V205H84ZM91 201V202H90ZM94 201V202H93ZM56 202V201H55ZM58 202H60V201H58ZM62 202H63V199H62ZM66 202H67V200H66ZM100 202V203H99ZM65 203V202H64ZM87 203V204H86ZM89 203V204H88ZM139 203V202H138ZM54 204V203H53ZM59 204H61V203H59ZM58 204V205H59ZM79 204V205H78ZM92 204V205H91ZM95 204V205H94ZM120 204H121V206H120ZM141 204V203H140ZM56 205V204H55ZM54 205V206H55ZM87 205V206H86ZM90 205V206H89ZM104 205V206H103ZM125 205H126V208H125ZM128 205V206H127ZM137 205V206H136ZM53 205H52V208H53V210H56L57 208H55ZM75 206V205H74ZM89 206V208H87ZM93 206V207H92ZM123 206V207H122ZM132 206V207H131ZM141 206H142V204H141ZM144 206H146V205H144V203H143V208H144ZM200 206H202V205H200ZM199 205H198V207H200ZM40 207V206H39ZM50 207V205H44V206H42V212H43V215H48V213L49 212H53V210L52 209H50L49 208ZM66 207H67V205H66ZM86 207V208H85ZM97 207V208H96ZM103 207V208H102ZM127 207L129 208V209H127ZM195 207V206H194ZM197 206H196V208H198ZM55 208V209H54ZM59 208H61V206H59ZM77 208H80V209H77ZM102 210H101V209ZM146 209H148L147 208V206L145 207ZM191 208V207H190ZM202 208V207H201ZM260 209H256V211H254V210H251V211H253V213L254 214H252L250 217H249V219L248 220H246L243 224H242V226L244 225V227H245V229H247L248 230V228H252V230H253V233H252V235H249V233H247V235H237V232H234L235 230L233 229H231L230 231H228L227 233H226V237H225V241L228 243V244H231V245H233V246H236V247H238V248H240L239 249V253H240V257H245L246 258V260H248L249 258H247V256H250L251 255V248H252V246L254 245V244H258V245H260L261 246V254H258L259 255V257L258 258H256V259H254V258H252V259H249L248 261H246V262H248V264H262L263 262H261L263 259H264V207H259ZM263 208V210H261ZM63 209V208H62ZM86 209V210H85ZM87 209H89V211H87ZM90 209H92V210H90ZM133 209V210H132ZM140 208L138 207V210H139ZM192 209V208H191ZM194 209V208H193ZM188 210V212L189 213H186L185 214V216L186 217H189L190 218V221L194 224L195 222H196V219H197V222H198V220H202V222L204 223L205 222V220H204V218L205 219H208V217H205L206 215V213H208L209 214V212H210V209L208 208V207H205L204 206V208H202L201 210L202 211H204L205 212V214L202 212V214H204L203 216L204 217H201V216H199L200 215V212L198 211V213H196L194 210ZM200 209V208H199ZM3 210V209H2ZM5 210V209H4ZM82 210V211H81ZM104 210V211H103ZM149 210V209H148ZM243 210V208L242 209H240V211H242ZM63 211V210H62ZM124 211V212H123ZM126 211V212H125ZM127 211H129V212H127ZM133 211H134V213H133ZM140 211V210H139ZM212 212V211H211ZM3 213V212H2ZM86 213L84 214L86 217H87V219H90V221L92 220L93 222L95 221V220H93L94 218V216H92L91 214H93L94 215V213H90V216H87L86 215ZM129 215H128V214ZM131 213H132V215H131ZM148 213H150V211L148 212ZM196 213V214H195ZM42 214V213H41ZM63 214H66V212L64 213V212H62V215ZM201 214V215H202ZM79 215V214H78ZM131 215V216H130ZM64 216V215H63ZM66 216V215H65ZM127 216V217H126ZM144 216V215H143ZM184 216V217H185ZM199 216V217H198ZM129 217V218H128ZM183 217V216H182ZM65 218V217H64ZM110 218V219H109ZM126 218V219H125ZM136 218V219H135ZM189 218H186V219H188L189 220ZM39 219H40V217H39ZM61 219V218H60ZM131 219V220H130ZM137 221V222H135V221ZM188 220H185L186 222H188ZM204 220V221H203ZM39 221H41V220H39ZM184 221V222H185ZM189 221V222H190ZM207 221V220H206ZM97 222V221H96ZM96 222H94V223H96ZM185 222V223H186ZM189 222H188V224H189ZM190 222V223H191ZM201 222V221H200ZM201 222V223H202ZM40 223V222H39ZM206 223H208V222H205V224ZM32 224H34V223H32ZM129 224H133V225H129ZM179 224H182V223H179ZM28 225V224H27ZM90 225V224H89ZM95 225V224H94ZM184 225H186V226H184V228H186L187 230H188V226H187V224H184ZM196 225V224H195ZM206 225H208V224H206ZM206 225H200V227L202 228V229H204L203 230V232L204 233H206V235H207V230H205V228L204 227H207ZM210 225H211V222H210ZM33 227H34V225H32ZM36 226V225H35ZM37 226H38V228L39 229H35L37 232H35V230H34V228L32 227V229H31V226H28L29 228L27 229V230H23L24 232H25V237H26V235H27V237L25 238L24 237V239L21 237V238H19V239H23L24 240V242L25 243H21V247H23L22 249L20 248V246H16L17 247V249L19 248L20 250L19 251H21V250H23L22 252L23 253H26V252H29V253H31L32 252V250L34 251V247H36V245L39 243V245H41L42 246V248H44V255L46 256V257H44V255H42L41 253H42V251H41V248H39L40 246H38V248H37V251L40 249V251H41V253H40V256L42 255V257H44L45 259H44V263H42V264H62L61 262H59L58 261V259L59 258H55V256L54 255H51V253L52 254H54L56 251V247L55 246H53L52 247V244H51V242L50 241H48V243H49V245L47 244V241H44L45 239L44 238H42V235H43V232H45V231H48V228H45V229H47V230H44L43 231V229H42V224H40V226L37 224ZM92 226V225H91ZM138 226H139V224H138ZM181 226V225H180ZM191 226V225H190ZM197 226V225H196ZM204 226V227H203ZM45 226H43V228H44ZM192 227H194L193 225H192ZM243 227V228H244ZM90 229H91V227H89ZM93 226H92V229L91 230H93ZM144 228V227H143ZM201 228H199L198 227V229H199V231H198V233L200 232L201 233V231H200V229ZM209 228H211V227H208V229ZM30 229V230H29ZM145 229V228H144ZM180 229V228H179ZM190 229V228H189ZM194 229V228H193ZM197 229V230H198ZM201 229V230H202ZM38 230H40L41 232H39L38 233ZM146 230H147V228H146ZM178 230V229H177ZM181 230H184L183 228L181 229ZM182 231V232H190V231ZM210 230V229H209ZM43 231V232H42ZM51 231V230H50ZM49 231V232H50ZM94 231V230H93ZM30 232V233H29ZM33 232V233H32ZM143 232V233H144ZM192 232H195V231H192ZM124 233V234H123ZM203 233V234H204ZM9 234V236L8 237H6V240H5V238L3 239V240H5V242L4 241H2L4 244H2V242L0 241V243L2 244V245H0V247L3 249L1 252V255L0 256H2V255H4L5 257H0V259L2 258V259H4V260H7L8 258H10V255H9V253L8 252H10V248L11 247H9V245L7 246L6 245V243L8 244L9 243V241L11 242L12 240V244L13 245H16L15 243H16V241H17V239L15 238H13V237H16L18 234H17V232H16V234H14L13 232H10V233H8ZM22 234H23V232H22ZM33 234H37V236L39 237V241L41 240V239H44L43 240V242L41 241V242H35L34 240L35 239H37V236L35 237ZM184 234H186V235H184ZM194 234V233H193ZM192 234V237L194 236V237H196V236H198V235H196L197 233H195V235H193ZM202 234V233H201ZM209 234V233H208ZM11 235V236H10ZM33 235V236H32ZM50 235L51 236H53L52 234H51V232H50ZM125 235V236H124ZM126 235H127V237H126ZM141 235V234H140ZM176 235V234H175ZM174 235V236H175ZM182 235H184V236H182ZM205 235V234H204ZM206 235H205V237H206ZM24 236V235H23ZM142 236V235H141ZM178 236H179V234H178ZM177 236V238H175L176 240L177 239H179L180 240V236L178 237ZM181 236L183 237V243H182V245H184V246H186L185 244V240H184V238L186 239V240H188V241H190L191 239H193L192 237H190V234H188L187 235V233H183V234H181ZM208 236V235H207ZM18 237H20V236H18ZM29 237H32V239H33V241L35 242H32V239L31 238H29ZM43 237H45V236H43ZM122 237V238H123ZM201 237H203V235H201L200 236V239L202 240V238ZM205 237H203V239L205 238ZM209 237V236H208ZM208 237H206L207 239L206 240H203V242L204 243H206V241L208 240ZM9 238V239H8ZM41 238V239H40ZM46 238V237H45ZM50 238V237H49ZM134 238V239H133ZM135 238H136V240H135ZM191 238V239H190ZM19 239H18V241H19ZM47 239V238H46ZM143 239V238H142ZM190 239V240H189ZM198 239H199V237H198ZM16 240V241H15ZM20 240V241H21ZM48 240V239H47ZM50 240H52L51 238H50ZM137 240L139 241V243L137 242ZM173 240V239H172ZM196 240V239H195ZM28 241V242H27ZM32 243H34V244H32ZM124 241V238H123V240H122V242L121 241H119V244H120V242L121 243H124L123 242ZM169 241V240H168ZM181 241H182V239H181ZM180 241V242H181ZM192 241H194V240H192ZM192 241H190V243L192 242ZM200 241V240H199ZM21 242H23V241H21ZM27 242V243H26ZM45 242H46V245H45ZM140 242H141V244H140ZM144 242H145V244H144ZM176 242V241H175ZM201 242V241H200ZM203 242H201L202 244H203ZM208 242V241H207ZM259 242H260V244H259ZM10 243V244H11ZM29 243H31V244H29ZM37 243V244H36ZM41 243V244H40ZM133 243V244H134ZM169 243H171V242H169ZM174 243V242H173ZM193 243V242H192ZM191 243V244H192ZM195 243V242H194ZM192 244L193 246H196V247H194L195 249L197 248L198 249V247L199 246H201L202 247V244L200 243H197V241H196V243L197 244ZM27 244V245H26ZM29 244V245H28ZM44 244V245H43ZM144 246H143V245ZM168 244V243H167ZM166 244V245H167ZM176 244V243H175ZM19 245H20V243H19ZM24 245V246H23ZM48 245V246H47ZM51 245V246H50ZM135 245V244H134ZM138 245H140V246H138ZM187 245H189L190 246V244H187ZM191 245V246H192ZM204 246H205V244H203ZM10 246H12V245H10ZM28 246V247H27ZM34 246V247H33ZM141 246H143V249L140 251L137 247H140L141 248ZM148 246V247H147ZM171 246V245H170ZM177 246V245H176ZM176 246H175V251H173V250H171V252H174V253H178V250H176ZM189 246H187V248L189 247ZM207 246V247H206ZM205 246V249H207L209 246H208V244ZM6 247H9V248H7L6 249ZM12 247H15V246H12ZM25 247V248H24ZM29 247H31V248H29ZM46 247H48V248H46ZM134 247H136L138 250H136V248H134ZM145 247V248H144ZM147 247V248H146ZM172 247V246H171ZM174 247V246H173ZM201 247H199V248H201ZM212 247V246H211ZM0 248V249H1ZM33 248V249H32ZM47 250H46V249ZM55 248V250H53ZM148 248H150L151 249V251L150 250H148ZM170 248V247H169ZM179 248V247H178ZM203 248L204 247H202V250H203ZM27 249V250H26ZM28 249H29V251H28ZM48 249H49V254H48ZM145 249H147L146 250V252H145ZM168 249V248H167ZM184 249V248H183ZM182 247H181V251L180 252H182ZM189 249H190V247H189ZM189 249H187V250H189ZM192 249V248H191ZM190 249V250H191ZM195 249H192V250H195ZM6 250V251H5ZM12 250H14L13 252L15 253V248L14 249H12ZM36 250V249H35ZM43 250V249H42ZM185 250H186V248H185ZM185 250H183V251H185ZM189 250V251H190ZM208 250H209V248H208ZM211 250H212V248H211ZM18 251V250H17ZM19 251H18V254H19ZM55 251V252H54ZM138 251V252H137ZM147 251H150V253L152 254L151 256H150V254H149V252L147 253ZM169 251V250H168ZM198 251H200V252H198ZM205 251V250H204ZM207 251V250H206ZM206 251H205V253H206ZM35 252V251H34ZM54 252V253H53ZM170 252V251H169ZM180 252H179V254H180ZM259 252V253H260ZM4 253V254H3ZM13 253V254H14ZM27 254V255H29V257H31V254H33L32 255V257L31 258H28V259H32L33 257V259L31 260V262L29 261V263H31V264H35V263H32V261H35V259H36V261H38V259H40V256H39V258L37 259V258H35V257H37V256H35V255H37V254H34L33 252L31 253V254ZM142 253V256H140V254ZM144 253V254H143ZM150 256V258L149 259H147L148 257V255ZM167 253L168 252H166L165 253V255H167ZM191 253H193L192 251H191ZM197 253H198V255H199V253H200V255L202 254V256L205 254H203V252L201 253V249H198L197 250ZM207 253H208V251H207ZM11 254V257L13 256V254L12 253H10ZM16 254V253H15ZM20 254H21V252H20ZM125 254V253H124ZM124 254H122V255H124ZM171 254V253H170ZM170 254H168V255H170ZM173 254V253H172ZM171 254V255H172ZM187 254H188V256H190L189 254H190V252H188V253H186V257H187ZM22 255H24V254H22ZM22 255H21V257H22ZM26 255V256H27ZM39 255V254H38ZM55 255H56V253H55ZM144 255H147L146 256V259H145V256ZM185 255V254H184ZM193 255H194V253H193ZM207 255V254H206ZM15 256V255H14ZM20 256V255H19ZM125 256V255H124ZM139 256H140V258H139ZM178 256H180V255H178ZM197 256V255H196ZM196 256H195V258H196ZM6 257H8V258H6ZM16 261H17V254H16ZM14 257V258H15ZM20 257V258H21ZM181 257V256H180ZM200 256H198L197 257V260H198V258H199ZM6 258V259H5ZM48 258V261H46V259ZM187 258H189V257H187ZM191 258V257H190ZM202 258V257H201ZM13 259V258H12ZM19 259V258H18ZM54 259V260H53ZM144 259V260H143ZM167 259H169L168 258V256H167ZM183 258H181L180 259V261L178 262V257H177V254H173L172 256H171V259H170V261L169 260H162L161 258H158V259H153V261H155V263L156 264H180V262H181V264L184 262L183 260H182ZM186 259V258H185ZM192 259H193V257H192ZM200 259V258H199ZM202 259H205V258H202ZM201 259V261H204V260H202ZM9 260V259H8ZM7 260V261H8ZM10 260H11V258H10ZM190 260V264H191V259H189ZM194 260V259H193ZM206 260V259H205ZM12 261V260H11ZM47 263H46V262ZM50 261V262H49ZM140 261H142V262H140ZM149 261H152V260H149ZM152 261V262H153ZM168 261V262H167ZM183 261V262H182ZM200 261V260H199ZM251 261V262H250ZM2 262H6V261H2ZM17 262H19V261H17ZM43 262V261H42ZM53 262V263H52ZM140 262V263H139ZM194 262V261H193ZM192 262V263H193ZM197 262V261H196ZM39 264H40V262H38ZM37 263V264H38ZM186 263H187V260H186ZM203 263V262H202ZM1 264V263H0ZM6 264H8V263H6ZM149 264H152L151 262L149 263ZM184 264H185V262H184ZM194 264V263H193ZM196 264V263H195ZM247 264V263H246Z\"/></svg>",
	"mask_w": 264,
	"mask_h": 264
}]
</instances>
